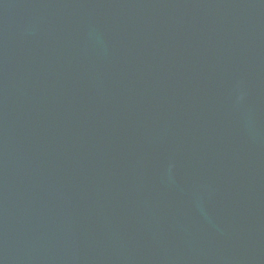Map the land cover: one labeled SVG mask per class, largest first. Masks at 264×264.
<instances>
[{
    "label": "water",
    "instance_id": "1",
    "mask_svg": "<svg viewBox=\"0 0 264 264\" xmlns=\"http://www.w3.org/2000/svg\"><path fill=\"white\" fill-rule=\"evenodd\" d=\"M0 264H264V0H0Z\"/></svg>",
    "mask_w": 264,
    "mask_h": 264
}]
</instances>
